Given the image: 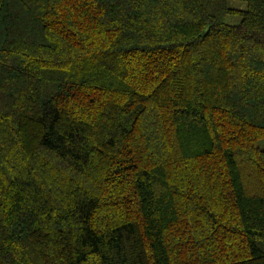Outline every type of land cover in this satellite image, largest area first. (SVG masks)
Segmentation results:
<instances>
[{"label": "trees", "instance_id": "trees-1", "mask_svg": "<svg viewBox=\"0 0 264 264\" xmlns=\"http://www.w3.org/2000/svg\"><path fill=\"white\" fill-rule=\"evenodd\" d=\"M0 264H264V0H0Z\"/></svg>", "mask_w": 264, "mask_h": 264}, {"label": "rangeland", "instance_id": "rangeland-1", "mask_svg": "<svg viewBox=\"0 0 264 264\" xmlns=\"http://www.w3.org/2000/svg\"><path fill=\"white\" fill-rule=\"evenodd\" d=\"M230 4L233 5V6L242 5L241 8H244V7H245V4H244V3L239 4L238 2H235V1H231ZM227 21H228V22L235 23V22H238L239 19H238V18H233V17H228Z\"/></svg>", "mask_w": 264, "mask_h": 264}]
</instances>
